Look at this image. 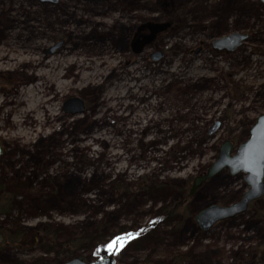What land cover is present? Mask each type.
Wrapping results in <instances>:
<instances>
[{"label": "rangeland", "instance_id": "obj_1", "mask_svg": "<svg viewBox=\"0 0 264 264\" xmlns=\"http://www.w3.org/2000/svg\"><path fill=\"white\" fill-rule=\"evenodd\" d=\"M141 26L149 27L151 37L133 44ZM235 32L246 38L234 50L215 47L216 39ZM1 50L10 57H48L52 66L39 72L60 86L75 77L69 75L78 58L97 59L99 52L118 56V68L135 90L122 99L132 103L127 120L132 110L145 118L135 104L143 100L138 93H153L165 107L161 113L174 125L166 132L191 127L195 152L189 174L179 182L145 167L128 178L117 169L98 183L90 179L97 169L95 153H90L92 160L71 154L68 160L51 162L58 134L27 147L0 137L5 148L0 155V200L8 194L11 205L8 213H0V228L20 236L18 243H11L0 235V264H59L75 256L95 260L104 255H112L118 264H264V195L209 230L196 220L211 204L241 200L249 188L247 173L232 174L225 167L191 192L195 178L208 173L225 141L233 143L236 154L264 113V2L0 0ZM156 52L162 56L154 58ZM83 68L78 62L77 71ZM44 80L40 77L37 84ZM22 81L21 75L1 72L0 96L15 95L20 86L26 102L21 108L27 110L40 93L33 84L19 85ZM124 84L123 92L129 87ZM73 98L81 99V111L79 102L68 103ZM98 101L97 93L72 86L60 107L65 116L81 119L64 134L90 126ZM152 130L142 128L134 137L122 138L117 124L108 129L115 141L121 140L125 157L134 155L144 166L154 161L163 167L180 146L166 151L162 159H149L145 151L151 143L146 138ZM75 165L84 166L89 178L77 182L71 174ZM36 234L42 240L35 239ZM117 238L123 247L109 249Z\"/></svg>", "mask_w": 264, "mask_h": 264}, {"label": "bare ground", "instance_id": "obj_2", "mask_svg": "<svg viewBox=\"0 0 264 264\" xmlns=\"http://www.w3.org/2000/svg\"><path fill=\"white\" fill-rule=\"evenodd\" d=\"M6 51H0V73L8 71L10 75H21L23 81L19 85H35V89L40 93V98L33 108L22 110L21 107H24L26 102L23 97V89L20 86L15 91V95H4V98L0 96L1 138L15 141L17 144L27 147L32 145L36 139L42 140L44 137L48 138L58 134V143L55 148L57 155L51 162L54 163L57 159L68 160V156L71 154H80L91 159L90 153H95L96 155L93 156L97 163V169L90 175V179L98 183L104 182L117 169L124 172L128 178L146 167V169L150 168L151 171L159 172L165 178L175 182H179L185 178V174L186 176L189 174L190 156L192 157V152H195L191 143L194 137L189 134L192 128L187 126L181 127L175 132H166L167 129L172 130L174 125L167 115L161 113L165 107L154 100L153 93L146 95L138 93L139 99L141 97L143 100L136 101L135 104L138 110L140 107L141 112L145 113V118L132 110L127 120L126 111L132 103H125L122 99H125L128 93L133 95L135 90L124 77L125 71L119 70L118 56L103 57L104 52H99L97 59H93V55L86 56L81 60L78 58L75 62L76 65L74 64L76 67L73 74L69 75L75 77L70 82L60 86L54 79L48 78L46 72H39L40 67L50 68L52 66L51 63L53 62L48 61V57L36 56L31 53L21 57H10V53ZM93 60L96 61L95 64H92ZM78 62L80 66L84 67L79 71H77ZM90 68L91 71L86 74L84 70ZM64 76H66L65 73ZM40 77L45 78V80L41 84H37ZM109 77L110 79H108ZM122 82L125 83L124 88L129 86L127 91H122L120 86ZM72 86L97 93L99 101L93 108L95 115L91 125L80 132L65 135L68 127L74 126L81 119L78 115L65 116L60 107L61 97L66 95ZM16 112L19 114L17 118L14 117ZM113 123L118 125L122 138L134 137L142 128L153 127L151 134L146 136L147 138L145 137L146 142L151 143L145 151L149 159H162L166 151L176 145H179L180 149L163 167L154 161L144 166L143 163L134 161V155L125 157V153L120 151L121 140L115 141L114 138L117 137L109 135L108 129L114 125ZM156 131L161 135L155 134ZM96 145H100V148ZM181 147H185V149L183 150ZM203 147L204 145L201 146V149ZM197 149L199 150L200 147ZM123 160L124 163L120 166L119 162ZM71 170V174L76 177L74 179H77V182L89 178L84 166L75 165V169ZM76 171L79 172V175H76Z\"/></svg>", "mask_w": 264, "mask_h": 264}, {"label": "water", "instance_id": "obj_3", "mask_svg": "<svg viewBox=\"0 0 264 264\" xmlns=\"http://www.w3.org/2000/svg\"><path fill=\"white\" fill-rule=\"evenodd\" d=\"M57 1V0H49ZM264 2V0H261ZM151 34H147L142 40H147ZM246 35L241 33H232L214 41L215 47L219 49L229 48L234 50ZM51 50H54L53 48ZM162 56L161 52L153 54L154 58ZM80 103V111L83 109V103L79 98L70 99L71 102ZM220 122H217L213 127V131L218 128ZM234 145L230 140L225 141L222 145L217 160L212 163L208 173L204 176H197L194 180L191 192L207 178L212 177L225 167L231 169L232 174L238 172L247 173L246 182L248 190L243 194L241 200L234 202L231 205L211 204L209 207L200 211L196 216L199 226L204 230H209L217 221L225 218H231L248 209L249 204L255 199L264 195V113L261 114L256 124L251 129V136L242 144L239 145L236 154H232ZM5 148L0 142V155ZM59 264H118L115 257L112 255H104L95 260H86L82 256H75L71 259L63 261Z\"/></svg>", "mask_w": 264, "mask_h": 264}, {"label": "trees", "instance_id": "obj_4", "mask_svg": "<svg viewBox=\"0 0 264 264\" xmlns=\"http://www.w3.org/2000/svg\"><path fill=\"white\" fill-rule=\"evenodd\" d=\"M155 27H156V29L158 31H161V30L164 29V27H159V26H155ZM148 28H149L148 26H141L139 28V30H137V32L135 34L134 40L136 39V37L137 38H140V39L141 38L142 39L145 38V36L147 35L146 30ZM7 196H9V195L8 194L4 195V197L2 198V200H0V213H8L9 212V207L11 205H10V202L8 200L9 198ZM1 234H3L5 236V240L10 241L11 243H18V241L20 240V236H18V235H12L7 229H4V228H0V235ZM35 239H38L39 241L42 240L41 236L40 235H37V234L35 236ZM76 249H79V247L76 246Z\"/></svg>", "mask_w": 264, "mask_h": 264}, {"label": "snow or ice", "instance_id": "obj_5", "mask_svg": "<svg viewBox=\"0 0 264 264\" xmlns=\"http://www.w3.org/2000/svg\"><path fill=\"white\" fill-rule=\"evenodd\" d=\"M133 237L130 235L129 237H128V239H132ZM118 241H119V238H117V240H114L112 243H110L109 245H108V248L109 249H115L116 251H119V249L121 248V247H123V242H119L118 243Z\"/></svg>", "mask_w": 264, "mask_h": 264}, {"label": "flooded vegetation", "instance_id": "obj_6", "mask_svg": "<svg viewBox=\"0 0 264 264\" xmlns=\"http://www.w3.org/2000/svg\"><path fill=\"white\" fill-rule=\"evenodd\" d=\"M140 41H141V39L136 37V40H135V42L133 41V44H135V43H138L139 44ZM138 44L136 46H138Z\"/></svg>", "mask_w": 264, "mask_h": 264}]
</instances>
